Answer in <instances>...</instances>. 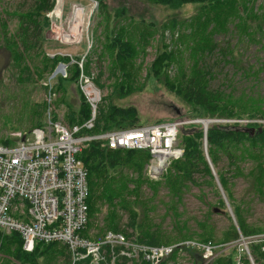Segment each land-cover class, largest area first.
I'll return each mask as SVG.
<instances>
[{"label": "trees", "instance_id": "trees-1", "mask_svg": "<svg viewBox=\"0 0 264 264\" xmlns=\"http://www.w3.org/2000/svg\"><path fill=\"white\" fill-rule=\"evenodd\" d=\"M99 6L100 12L105 16L106 21L112 19V25H106L105 43L103 50L98 57V64L106 58L111 60L110 76L115 78L113 90L109 97H105L101 106V111L96 120V126L91 133H98L100 131H107L112 129H126L136 126L145 125L147 123H158L165 121H174L177 119H184L189 117H199L201 119H255L258 117L264 118V101L259 93L258 97L254 93H248L242 97L240 95L230 94L225 96L223 93L215 92L211 88V79L213 77L208 58L213 56V53L218 52L224 61L231 64L235 73L242 72L241 79L247 80L257 73L253 64L245 66L242 59L234 55L235 48L238 43L243 44L242 38L247 37L249 40L256 41L260 48L264 49V27L262 20L258 18L257 10L255 9L256 0H144L150 5H162L170 10L177 11L187 5H195L197 12L191 18V25L195 28L193 37L196 41H191V53L196 58L189 67H193L198 63L197 67L191 74L182 73L181 79H171L169 76L168 67L172 65L179 66L181 59L176 57V50L169 49L162 37V43L159 40L160 46L150 66L147 69V81L153 85L161 82L165 87L188 107L183 108L166 94H160L154 100L157 109L166 114V117H161L155 120H145L144 116L135 105L121 106L115 102V99H124L135 92L145 89L142 88V83H139L138 77L133 71L137 51L145 44L146 38L136 41L131 35L127 34L125 24L134 19L128 14V9L125 5L121 7L112 8L108 6L107 0H94ZM56 6V0H35L34 5L28 12L19 13L20 24L16 36H8L7 25L5 22L0 25L4 30L5 46L10 51L16 65L20 66L21 74H26L25 78L32 79V72L24 60V54L30 52L31 49L40 48L47 40L45 38V29L51 26V19L49 13H52ZM250 10L251 15H244ZM111 12V13H110ZM134 17V16H133ZM252 20H259L257 24L249 23ZM236 26L239 33V38L235 44H228L223 46L220 42L213 38L222 33L229 32L228 24L230 22ZM174 26L177 19H171ZM156 24V22H155ZM154 23L149 25L155 26ZM152 33L154 30L148 26ZM161 26L157 29L161 30ZM148 29V28H147ZM162 32L164 29L161 30ZM160 32V37L164 33ZM145 33V34H146ZM202 35V36H201ZM23 46V47H22ZM76 57V58H75ZM74 62H71L72 60ZM82 58L80 56L54 55L49 58L52 65L46 64L45 70H54L58 64L67 66V77L56 76L54 80H58V89H64L66 80L69 83H75L79 91L81 104L76 111L69 106L67 113V121L70 125L82 124L90 117V106L78 86V79L81 74V69L78 62ZM109 60V61H110ZM23 62V64H22ZM18 63V64H17ZM90 59L85 56L84 69L86 73H90ZM195 67V66H194ZM101 69V68H100ZM102 70V69H101ZM256 71V72H255ZM104 76L103 71L98 73L96 83L100 87H104L101 83ZM142 88V89H141ZM156 87H154L155 89ZM221 94V95H219ZM107 102V104H106ZM44 109L46 103L43 104ZM42 106V108H43ZM32 119L36 127L45 126V116L38 108H31ZM41 115V118H39ZM39 118V119H38ZM54 121L59 119V115L52 113ZM255 127V133L247 131V128ZM33 129H31L32 131ZM29 131V132H31ZM207 137V151L209 158L214 167H217L220 162V154L226 155L230 160L231 166L235 165V159L238 157V150L242 149L241 157L243 159L249 158L253 161V167L247 174L242 171L239 175L254 176L253 187L257 189L258 195L262 198L264 195V125L255 123H209L207 132L202 124H189L181 127L178 137V145L183 151L181 158L174 160L167 168V172L158 181L152 180L143 172L146 164L150 159V153L145 150H112L109 149L102 141H91L83 149L79 158L84 163L87 169V181L89 186V218L91 219L96 211L97 192L101 185L103 190L107 193V201L112 204V210L106 217L105 226L107 230L114 232L124 231L122 226L116 220V215L113 208L119 209L128 213V223L126 227L137 234L140 242L148 245L158 246L167 245L168 241L180 240L188 241L186 238L193 235V232L186 233L183 224L175 223L173 230L177 234L176 237L170 238L166 231L159 226L142 225L139 222L140 213L133 206L138 204V199H132L128 204L125 199L121 197L123 190H126L129 185H133L132 190L138 187L148 185L152 195L160 185H164L168 193L172 196L173 202L181 199V195L189 185L201 186L203 184L215 187L212 170L208 164L204 151V142ZM5 145H12V141H2ZM242 146V147H241ZM136 170V178H133V173L130 178H126L121 189L112 191L114 186V179H110L112 171L123 169ZM134 172V171H133ZM109 175L106 187L104 186V175ZM220 183L224 192L231 203L233 213L237 222V226H233L225 234L224 243H229L238 240L242 237H249L251 235H260L262 230L260 228L249 227L246 221L242 218L240 206L232 202L233 195L228 186L229 180L223 174H219ZM214 183V184H213ZM202 187V186H201ZM200 187V188H201ZM217 187V186H216ZM224 203V201H221ZM166 212L176 213V206L166 205ZM87 228L81 232V235L87 236ZM199 227H202L203 232L206 233L205 226L198 222ZM201 225V226H200ZM185 239V240H184ZM200 243L212 244L210 237H203ZM182 241V242H183ZM58 243H35L31 251L23 249V241L21 236L16 233H5L0 229V264H58L54 254L55 246ZM171 245V244H169ZM264 242L251 241L248 243L250 255L254 264H264ZM191 252L193 256V264H203V251L197 248H184ZM179 249H176L170 257L160 261L159 264H169L168 260ZM217 250L215 249V252ZM218 252V251H217ZM62 257L63 264H71V255L68 248L64 245L59 251ZM173 256V257H174ZM240 259L241 264H252L249 257L240 251L239 247L232 246L230 251L225 254H220L214 257L208 264H237ZM117 264H127L125 260ZM150 264V263H143Z\"/></svg>", "mask_w": 264, "mask_h": 264}, {"label": "rangeland", "instance_id": "rangeland-1", "mask_svg": "<svg viewBox=\"0 0 264 264\" xmlns=\"http://www.w3.org/2000/svg\"><path fill=\"white\" fill-rule=\"evenodd\" d=\"M34 1L0 0V25L5 22L8 36H16L20 24L18 14L28 12L34 5ZM107 2L111 12L112 8L121 7L122 5L127 7L128 14L134 19V21H128L125 24L128 35H131L136 41L146 38L145 44L137 51L133 66V71L138 77L139 83L143 84L141 87L143 88L145 85V89L135 92L127 98L115 99V102L121 106L135 105L145 120L166 117V114L159 111L156 103H154V100L160 94H166L173 99L172 101L182 105L184 109L188 108L180 98L170 92L161 82L155 85L148 82L146 75L148 67L157 54L158 46H160L159 40L161 41L162 37H164L169 49L176 50V57L179 60L181 59L182 63L179 66L174 65L172 67L170 65L168 67L171 79H181L183 72L191 74L197 67L198 63L194 64L195 67H189L196 59L191 53L190 44L191 41L197 40L193 37L196 30L191 25V18L196 15L197 7L187 5L180 10L173 11L162 5H150L144 0H107ZM57 6H59V13L55 11L56 8L52 13H49L51 26L44 31L47 41L40 48L31 49L30 52L24 54V60L32 72V79L30 80L25 78L26 74H21L20 66L16 65L10 51L5 46L4 30L0 28V144H3L2 141L4 140L12 141L13 144L16 139L15 134L28 133L31 129L37 128L36 123L34 124L31 120L32 107L40 109L44 116L47 110L50 109L51 116L55 112L59 115V119L64 120L67 124H69L67 121L69 106H72V109L76 111L79 109L81 100L75 83H69L66 80L65 88L58 89V80L50 81V77L59 64L54 70H45L44 66L46 64L52 65L49 58L54 55L80 56L81 58L87 55V59L91 61L90 69L98 73L100 71L104 73L101 81L104 87L101 88L104 90L105 97H109L113 90L116 81L115 78L110 76L111 60L106 58L102 60L101 64L97 65V63L105 43L106 25H112L114 14L110 12L112 19L106 21L105 16L100 12L98 4L94 0H56L55 7ZM255 9L264 27V0H256ZM246 14L251 15L250 10L244 13V15ZM173 17L177 19L175 26L171 22ZM247 20L252 24L259 22V20H252L251 18H247ZM149 23H154L155 26L149 25ZM148 26L153 28L152 33H146L150 31ZM159 26H161V30L164 29L163 32L160 30L164 33L161 37L157 29ZM228 28L229 32L213 38L223 46L233 45L239 38V33L232 21L228 24ZM242 39L244 40L242 41L243 44L238 43L234 55L239 59L241 58L245 66L253 64L257 73L247 80H242V72L235 73L231 64L226 63L224 58L218 52H215L213 56L208 58L210 71L213 74L211 88L215 92L225 94V96L230 94L240 95L242 100L244 96L254 90L256 97L260 93L264 101V49L260 48V45L254 40H249L247 37ZM154 87L156 88L154 89ZM80 91L82 92L81 88ZM44 103H46L47 110L44 109ZM39 118H41V115H39ZM236 155L238 157L235 159V165L231 166L230 160L221 153L218 166L214 167L212 164L213 170L217 175L223 174L229 180L228 186L233 195L232 202L240 206L242 218L249 227L262 230V234L256 235V237H260L264 235V195L261 198L257 193V189L253 187V175H239L241 171L247 174L253 167V161L241 157L243 155L242 149L238 150ZM130 170L126 168L111 172L110 179L115 180L113 192L120 191L123 181L130 178L132 173L134 174L133 178H136V170ZM143 172L146 176L150 175L146 167ZM162 177L163 175L159 179L150 178L159 181ZM103 178L106 187L109 175H104ZM214 182L215 187L207 184L201 185L202 187L189 185L184 189L181 195L182 198L176 202H173L172 196L164 185H160L155 194L152 195L153 193L148 185H140L136 190H132L133 185L131 184L126 190L122 191L121 197L125 199L127 204L132 199L137 198L138 204H133V206L140 213L139 222L142 225L151 227L159 226L166 231L169 239L177 236L173 226L175 223H179L185 226L186 233L193 232V235L186 238V240L198 242L202 241L203 237H210L212 244L216 246L215 249L218 251L215 252L214 250L215 257L223 253L227 254L232 246L239 247L242 253L245 251L247 254L244 244L246 243L248 246L249 242L254 241L255 235L241 236L238 240L229 243L223 242L226 232L232 229L234 225L237 226V222L223 187V191H221L215 179ZM105 193H107L106 188L103 190L101 185L97 192L96 211L90 219L87 230L88 238L96 241L101 240L107 231L105 226L106 217L112 210V204L107 201L109 198ZM222 200L224 203L221 202ZM173 204L176 206V213L175 208L174 212L167 213L166 205ZM113 211L120 226L127 230L128 213L118 207L113 208ZM198 222L205 226L206 233L204 235H200L203 229L199 227ZM182 241L183 239L170 240L167 245ZM56 245L54 251L56 261L58 264H63L64 261L59 255V251L64 245L62 243ZM204 254L203 258L205 260ZM173 256L169 258V264H193L194 262L191 252L186 249L179 250L176 256ZM208 260L206 259L203 264H207Z\"/></svg>", "mask_w": 264, "mask_h": 264}, {"label": "built area", "instance_id": "built-area-1", "mask_svg": "<svg viewBox=\"0 0 264 264\" xmlns=\"http://www.w3.org/2000/svg\"><path fill=\"white\" fill-rule=\"evenodd\" d=\"M84 62L85 56L78 62L81 69L78 85L90 106L88 120L74 125L62 119L53 121L48 109L44 127L15 134L12 145L0 144V229L8 234L18 233L26 251H31L38 242L62 243L70 252L71 264H117L123 260L159 264L176 249L184 248L202 250L209 263L215 257L216 247L210 243L188 240L153 246L140 242L131 229L126 232L107 230L98 241L81 235L90 218L88 172L79 156L91 141H102L112 150H145L150 153L146 164L149 176L159 179L171 162L183 155L178 145L182 126L202 124L205 127L209 123L264 125V118L207 121L189 117L91 133L105 93L96 83L98 72L91 69L86 73ZM56 76L67 77V66L59 64L50 81ZM17 214L28 222L20 220ZM253 240L264 242V235L255 236ZM244 245L252 262L249 248L246 243ZM237 264H241L240 259Z\"/></svg>", "mask_w": 264, "mask_h": 264}, {"label": "water", "instance_id": "water-1", "mask_svg": "<svg viewBox=\"0 0 264 264\" xmlns=\"http://www.w3.org/2000/svg\"><path fill=\"white\" fill-rule=\"evenodd\" d=\"M62 65L65 66L64 64H62ZM207 121H209V120L207 119ZM207 129H208V124H206V126H205V131H206V132H207ZM246 130H247V131H251V133L253 134V133H255L256 128H255V127H252V128H247ZM206 132H205V133H206ZM204 151H205V156H206V159H207V161H208V164H209V166H210L211 169H212V174H213V176H214V179H215L217 185L219 186L220 190L223 191L222 186H221V183H220V180H219V178H218V175H217V174L214 172V170H213L211 159L208 157V151H207V137L205 138ZM223 193H224V192H223ZM224 195H225V194H224ZM216 211H218V209H216ZM252 263H254L253 260H252Z\"/></svg>", "mask_w": 264, "mask_h": 264}, {"label": "bare ground", "instance_id": "bare-ground-1", "mask_svg": "<svg viewBox=\"0 0 264 264\" xmlns=\"http://www.w3.org/2000/svg\"><path fill=\"white\" fill-rule=\"evenodd\" d=\"M56 12H58L59 11V6H57L56 7V10H55ZM59 13V12H58ZM52 120H53V118H52ZM54 121V120H53ZM20 220H22L23 222H28L27 221V219H25L23 216H21L20 214H17L16 215Z\"/></svg>", "mask_w": 264, "mask_h": 264}]
</instances>
